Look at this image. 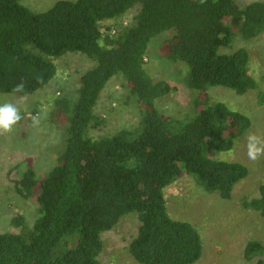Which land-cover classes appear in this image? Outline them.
I'll list each match as a JSON object with an SVG mask.
<instances>
[{
	"label": "trees",
	"instance_id": "16d2710c",
	"mask_svg": "<svg viewBox=\"0 0 264 264\" xmlns=\"http://www.w3.org/2000/svg\"><path fill=\"white\" fill-rule=\"evenodd\" d=\"M22 2L0 0V93L26 97L44 89L57 76L54 62L68 54L85 57L90 66L78 72L75 92L54 99L53 117L67 127L65 148L45 177L29 169L17 183L23 198L37 196V218L29 228L15 216L17 233H0V264H101L102 234L132 213L139 223L128 246L134 262H198L201 238L192 225L169 216L164 190L187 176L228 201L249 176L245 165L212 154L231 151L250 119L209 103L205 94L211 87L238 96L258 89L248 51L222 50L264 34V2L237 8L234 0H58L44 12ZM166 32L172 37L163 57L185 66L183 83L199 93L189 119L158 109L171 86L145 70L151 41ZM118 78L138 105V122L95 138L91 131L105 119L94 109ZM20 82L24 91L14 92ZM258 190L260 198L242 207L264 218V184ZM263 250L252 241L245 256L251 260Z\"/></svg>",
	"mask_w": 264,
	"mask_h": 264
},
{
	"label": "rangeland",
	"instance_id": "374dc122",
	"mask_svg": "<svg viewBox=\"0 0 264 264\" xmlns=\"http://www.w3.org/2000/svg\"><path fill=\"white\" fill-rule=\"evenodd\" d=\"M58 0H23V5L34 12H44ZM254 1L234 0L237 8ZM124 17L127 23L131 15ZM172 37L166 32L155 37L148 48L145 70L154 81L165 80L171 92L159 100L158 109L176 119H189L195 114L194 103L199 93L183 83L187 68L172 64L164 58V46ZM245 48L250 57V73L258 89L238 96L224 87H211L206 96L209 103H224L232 112H239L251 121L250 129L235 141L229 152L213 153L212 157L227 162H238L249 170V176L240 181L232 191L231 200H221L216 195L206 194L187 176L164 190L169 216L175 221L186 222L198 232L202 242V256L195 264H258L264 262V250L259 257L248 260L245 256L249 242L258 241L264 248V218L251 209L242 207V202L260 198L258 187L264 184V155L251 161L246 155V137L253 133L264 139V34L244 42L236 39L230 53ZM56 78L44 89L26 97L0 93V104L12 103L22 119L9 133L0 135V233H17L12 221L15 216L24 218L31 228L36 216L37 196L23 198L17 193V183L31 169L42 179L55 166L56 159L65 148L66 126L63 120L53 117L54 99L59 93L66 96L75 92L78 72L85 71L90 61L79 55H65L56 60ZM94 112L105 119V125L91 131L97 138L129 128L138 122L139 108L120 78L112 79L104 91ZM31 117L38 123L28 126ZM61 117V116H60ZM135 213L123 217L112 230L102 234L103 250L101 264H137L128 253V246L138 230Z\"/></svg>",
	"mask_w": 264,
	"mask_h": 264
},
{
	"label": "clouds",
	"instance_id": "9594fccd",
	"mask_svg": "<svg viewBox=\"0 0 264 264\" xmlns=\"http://www.w3.org/2000/svg\"><path fill=\"white\" fill-rule=\"evenodd\" d=\"M203 2V0H201ZM24 83L20 82L15 85L14 92H23ZM22 119L20 110L12 103L0 104V135L9 133L13 125ZM33 123H38L36 117H33ZM246 155L249 160L256 161L261 155H264V139L260 136L250 133L246 137Z\"/></svg>",
	"mask_w": 264,
	"mask_h": 264
}]
</instances>
